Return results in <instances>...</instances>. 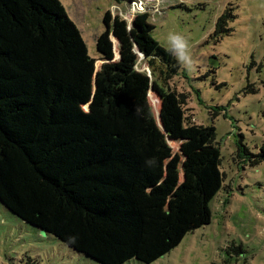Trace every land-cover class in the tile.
I'll list each match as a JSON object with an SVG mask.
<instances>
[{"label":"trees","instance_id":"1","mask_svg":"<svg viewBox=\"0 0 264 264\" xmlns=\"http://www.w3.org/2000/svg\"><path fill=\"white\" fill-rule=\"evenodd\" d=\"M229 5L215 35L230 30ZM148 15L138 12L128 27L114 19L115 59L111 42L98 39L105 60L82 103L88 49L62 2L0 0V203L99 264L162 252L167 228L144 239L149 209L165 206L171 246L209 223V201L224 179L212 139L178 162L162 157L163 132L148 100L151 77L178 103L187 94L171 84L182 65L153 38ZM139 56L146 70L138 68ZM239 146L244 162L264 160V143L255 153Z\"/></svg>","mask_w":264,"mask_h":264},{"label":"rangeland","instance_id":"2","mask_svg":"<svg viewBox=\"0 0 264 264\" xmlns=\"http://www.w3.org/2000/svg\"><path fill=\"white\" fill-rule=\"evenodd\" d=\"M60 1L88 49L82 103L91 95L95 73L105 60L98 39L111 42L115 59L114 19H124L128 27L138 12H146L154 25L153 38L169 47L170 33L183 35L195 61V71L182 65L171 81L178 92L187 94L184 102L178 103L151 77L148 100L163 132L164 161L178 162L209 139L220 151L224 179L209 201L210 222L171 246V218L165 206L149 209L143 213L144 239L167 228L165 248L156 257L132 258L123 264H264V160L250 164L237 154L240 143L253 153L264 143V0H136L131 5L114 0ZM228 3L232 16L224 28L230 30L215 35L216 20ZM140 57L138 68L146 70ZM28 259L30 264H99L0 203V264H26Z\"/></svg>","mask_w":264,"mask_h":264},{"label":"clouds","instance_id":"3","mask_svg":"<svg viewBox=\"0 0 264 264\" xmlns=\"http://www.w3.org/2000/svg\"><path fill=\"white\" fill-rule=\"evenodd\" d=\"M167 42L169 51L176 57L177 61L188 71H195V61L188 40L179 33H170Z\"/></svg>","mask_w":264,"mask_h":264},{"label":"water","instance_id":"4","mask_svg":"<svg viewBox=\"0 0 264 264\" xmlns=\"http://www.w3.org/2000/svg\"><path fill=\"white\" fill-rule=\"evenodd\" d=\"M213 64V63H212Z\"/></svg>","mask_w":264,"mask_h":264}]
</instances>
